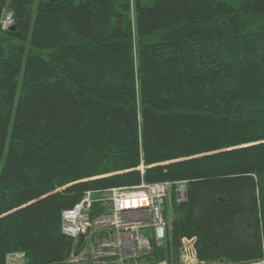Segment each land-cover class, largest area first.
<instances>
[{"label":"trees","instance_id":"16d2710c","mask_svg":"<svg viewBox=\"0 0 264 264\" xmlns=\"http://www.w3.org/2000/svg\"><path fill=\"white\" fill-rule=\"evenodd\" d=\"M142 182L172 183L142 264L264 261V0H0V264H65L62 213Z\"/></svg>","mask_w":264,"mask_h":264},{"label":"built area","instance_id":"2783aa9c","mask_svg":"<svg viewBox=\"0 0 264 264\" xmlns=\"http://www.w3.org/2000/svg\"><path fill=\"white\" fill-rule=\"evenodd\" d=\"M12 24L13 14L7 13L2 27L8 29ZM171 186L170 182H142L134 187L108 189L100 197L93 191L87 192L80 202L62 213L63 232L81 239L84 245L65 264H142L152 251V238L158 245L166 239L168 222L164 205ZM177 195L178 201L186 200L185 183L177 184ZM95 202L102 203L106 210L93 219ZM183 242V263L201 264L196 258L194 239ZM6 260L7 264L27 263L23 252H12Z\"/></svg>","mask_w":264,"mask_h":264},{"label":"rangeland","instance_id":"374dc122","mask_svg":"<svg viewBox=\"0 0 264 264\" xmlns=\"http://www.w3.org/2000/svg\"><path fill=\"white\" fill-rule=\"evenodd\" d=\"M231 1L235 4L237 0H231ZM87 264H90V262H88ZM187 264H190V262H187Z\"/></svg>","mask_w":264,"mask_h":264}]
</instances>
